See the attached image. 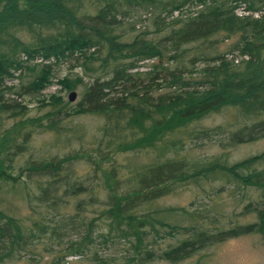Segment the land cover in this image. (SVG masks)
Segmentation results:
<instances>
[{"label":"trees","instance_id":"trees-1","mask_svg":"<svg viewBox=\"0 0 264 264\" xmlns=\"http://www.w3.org/2000/svg\"><path fill=\"white\" fill-rule=\"evenodd\" d=\"M239 7L244 14L235 13ZM137 9L145 10L156 38H147L146 30L129 39L121 33L116 18ZM217 35L232 40L231 59L206 48ZM73 57L90 80L75 109L51 99L50 112L29 118L24 105L5 98L41 90L53 66ZM147 60H153L148 71L138 72L137 64ZM76 76L59 83L70 91L81 84ZM136 79L147 82L137 85ZM12 81L16 89L5 84ZM225 108L234 109L240 122L261 118L229 134V145L264 135V0H0V115L15 119L0 132V262L40 239L62 247L51 264H81L85 258L89 264L174 263L208 238L257 234L264 242V151L230 165L181 154L186 140L209 138L189 125ZM61 114L102 120L86 155L98 185L70 178L65 166L74 154L14 163L32 132L59 137ZM121 152L131 159L117 163L114 155ZM145 154L152 156L138 162ZM215 178L258 193L257 206H245L255 213L254 222L212 234L196 212L153 207L175 185ZM68 199L74 200L71 213L60 209ZM172 215L181 219L175 222ZM179 235L186 239L154 255L157 240ZM119 244L125 245L122 261L97 252Z\"/></svg>","mask_w":264,"mask_h":264},{"label":"rangeland","instance_id":"rangeland-1","mask_svg":"<svg viewBox=\"0 0 264 264\" xmlns=\"http://www.w3.org/2000/svg\"><path fill=\"white\" fill-rule=\"evenodd\" d=\"M241 6V5H240ZM239 7L236 10L237 15L244 14ZM130 16L123 18L117 17L116 20L121 22V33L125 39H129L135 35L136 31H148L147 38H156L153 34V27L149 26V21L145 14V10H129ZM263 11V10H262ZM261 11V14H262ZM260 15L256 13L253 17ZM174 16V15H173ZM147 27V28H145ZM231 39H224L221 35L214 36L210 39V43L206 44V48L213 49V52L223 53L225 58L231 59L232 54L227 51L231 48ZM207 49V50H208ZM211 52V50L209 51ZM242 59H246L242 57ZM238 60L236 58L235 62ZM153 62L150 60L143 61L137 64L138 72L148 71V66ZM78 61L69 59L62 61L53 66V72L49 83L41 90L18 97L13 95H5L8 100L25 106L26 117H40L50 112L51 99H61L67 102L69 92H74L75 97L72 102H67V109H75V105L80 101V95L83 87L90 81L88 75H84L78 67ZM80 78L81 84L70 91H67L60 85L63 77ZM136 79L137 85H143L147 81ZM161 80L154 79V83L160 84ZM6 86H17L15 81L6 82ZM16 89V88H15ZM62 114L60 118H62ZM263 118V117H262ZM15 119L9 118L7 114L0 115V132L9 127ZM261 121V118H252L240 122V118L232 108H225L218 112H213L205 115L201 119L191 123L188 127L193 131H207L208 139L203 140H186L184 142V150L181 153L188 159L197 161H210L218 159L230 165L237 163L243 159L255 156L264 151V135L258 136L250 142H243L229 145L228 137L238 131L242 125L256 124ZM46 122L44 121V124ZM102 124V120L94 115L84 114L78 116H67L60 119L58 125L62 128L59 132V137L53 132L34 131L26 139V151L17 157L14 161L16 165H23L24 160H36L43 158L45 160L60 159L65 156L75 155V160H71V164L65 166L67 174L70 178L77 181L90 180V185H98L99 181L92 180V164L87 160L88 151L93 149L92 143L94 137L98 134V129ZM216 129L222 130V134H216L213 131ZM83 132L82 138L77 139V135ZM56 141V142H54ZM82 153H85L83 155ZM181 155V156H182ZM115 156L117 163H125L131 156L127 152L118 153ZM152 154L139 156L140 163H145L148 157ZM35 180V179H31ZM85 183V182H83ZM86 182L85 184H87ZM100 187V186H99ZM102 193H100L101 196ZM258 193L250 187L236 188L232 183L224 182L215 178L213 180H200L197 184L188 182L186 184L175 185L173 190L164 197H161L153 202V207L156 208H172L184 209L187 212H196L203 217V229H208L207 233L216 234L224 229H230L233 226H243L255 221V213L252 210H246L245 206L251 205L253 208L257 205ZM70 204L61 207L62 211L71 213L74 200L68 199ZM15 203L17 201H14ZM255 204V206H253ZM20 206L17 215L23 217L26 215L24 206ZM63 206V205H62ZM140 209V208H138ZM142 209V207H141ZM145 209V206H144ZM90 216V215H88ZM183 216V215H182ZM181 217L172 215V220L178 222ZM215 228V229H213ZM218 231V232H216ZM186 239L183 235L174 238L167 237L157 240L154 246V255L159 254L162 250L168 249L177 240ZM202 247L193 251L192 254L185 260L179 262H169L166 260L154 259L145 264H264V242L257 234H246L232 238L213 239L208 238L201 245ZM125 245H113L108 250L97 248L98 253H105L122 261L123 249ZM62 255V247L54 244L53 241L46 239L34 240L27 251L17 255H13L9 259H4L0 264H51L55 258ZM68 263L79 262L78 258H64ZM81 264H89L87 258L82 259Z\"/></svg>","mask_w":264,"mask_h":264},{"label":"water","instance_id":"water-1","mask_svg":"<svg viewBox=\"0 0 264 264\" xmlns=\"http://www.w3.org/2000/svg\"><path fill=\"white\" fill-rule=\"evenodd\" d=\"M74 97H75V93L74 92H69L68 95H67V101L68 102H72Z\"/></svg>","mask_w":264,"mask_h":264}]
</instances>
